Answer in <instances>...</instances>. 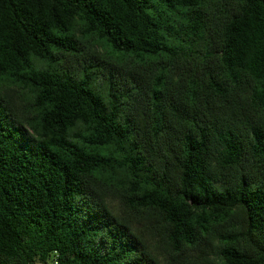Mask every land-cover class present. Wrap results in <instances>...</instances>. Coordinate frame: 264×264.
Segmentation results:
<instances>
[{
	"label": "trees",
	"instance_id": "1",
	"mask_svg": "<svg viewBox=\"0 0 264 264\" xmlns=\"http://www.w3.org/2000/svg\"><path fill=\"white\" fill-rule=\"evenodd\" d=\"M54 256L264 264V0H0V264Z\"/></svg>",
	"mask_w": 264,
	"mask_h": 264
},
{
	"label": "built area",
	"instance_id": "2",
	"mask_svg": "<svg viewBox=\"0 0 264 264\" xmlns=\"http://www.w3.org/2000/svg\"><path fill=\"white\" fill-rule=\"evenodd\" d=\"M57 262H58V259H57L56 256H54V257H52V258H50L48 260L39 261V262H37L35 264H57Z\"/></svg>",
	"mask_w": 264,
	"mask_h": 264
},
{
	"label": "rangeland",
	"instance_id": "3",
	"mask_svg": "<svg viewBox=\"0 0 264 264\" xmlns=\"http://www.w3.org/2000/svg\"><path fill=\"white\" fill-rule=\"evenodd\" d=\"M151 241L153 242V244H157V241H155L154 238H152ZM157 250H158V248H157Z\"/></svg>",
	"mask_w": 264,
	"mask_h": 264
}]
</instances>
